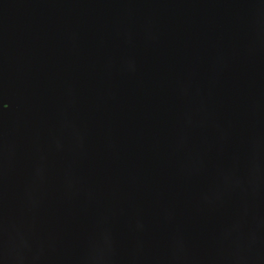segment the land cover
<instances>
[{
  "label": "water",
  "instance_id": "95a60500",
  "mask_svg": "<svg viewBox=\"0 0 264 264\" xmlns=\"http://www.w3.org/2000/svg\"><path fill=\"white\" fill-rule=\"evenodd\" d=\"M0 264H264V0H0Z\"/></svg>",
  "mask_w": 264,
  "mask_h": 264
},
{
  "label": "snow or ice",
  "instance_id": "6c2138e0",
  "mask_svg": "<svg viewBox=\"0 0 264 264\" xmlns=\"http://www.w3.org/2000/svg\"><path fill=\"white\" fill-rule=\"evenodd\" d=\"M8 105L7 104H0V108H7Z\"/></svg>",
  "mask_w": 264,
  "mask_h": 264
}]
</instances>
